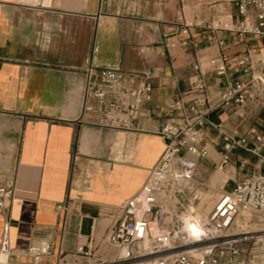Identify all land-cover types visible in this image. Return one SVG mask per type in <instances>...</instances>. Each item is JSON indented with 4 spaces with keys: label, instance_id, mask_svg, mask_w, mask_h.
<instances>
[{
    "label": "crops",
    "instance_id": "0c3cea01",
    "mask_svg": "<svg viewBox=\"0 0 264 264\" xmlns=\"http://www.w3.org/2000/svg\"><path fill=\"white\" fill-rule=\"evenodd\" d=\"M200 0H0V187L13 198L0 212V240L7 223L8 244L15 251L42 239L54 257L97 241L114 219V208L131 197L163 152L156 132L171 115L143 121L147 132L104 130L81 117L83 75L89 66L152 73L147 107L188 100L191 65L207 70L219 49L199 29L184 32L190 18L218 22L214 4ZM230 5L222 10H229ZM234 19L236 15L232 14ZM189 37L196 48L177 43ZM233 62L262 39L237 38L219 31ZM174 44L173 46H171ZM223 79L208 78L213 101ZM252 116V118H251ZM92 120L96 116L90 115ZM251 119L250 122H247ZM264 109L246 107L242 119L222 108L210 112L204 145L208 169L226 180L250 173L257 160L241 149H228L223 136L245 138L264 130ZM229 162L216 171L222 153ZM57 205L69 206L57 211ZM79 231L84 237L77 239ZM21 261V257H13Z\"/></svg>",
    "mask_w": 264,
    "mask_h": 264
},
{
    "label": "built area",
    "instance_id": "2783aa9c",
    "mask_svg": "<svg viewBox=\"0 0 264 264\" xmlns=\"http://www.w3.org/2000/svg\"><path fill=\"white\" fill-rule=\"evenodd\" d=\"M205 1L233 5L236 19L226 14L218 22L193 18L183 23L185 33L199 29L219 49L207 70L198 62L191 65L188 100L147 107L152 94L149 69L137 73L89 65L82 70L81 117L88 123L109 131L145 133L143 121L171 115L156 132L163 143L161 156L139 189L113 209L115 216L105 233L95 241L91 229L84 244L59 252L56 259L48 239L15 251L8 244L5 223L0 264H264V130L251 129V146L245 138L223 136L228 149L256 158L252 172L230 179V188L214 199L196 182L198 163L208 157L203 142L210 112L222 108L242 119L249 105L264 109V44L231 62L218 37L219 31H226L237 38L263 40L264 0ZM177 44L197 47L189 37ZM210 75L223 79L216 101L208 92ZM93 114L95 120L90 118ZM228 162L227 153H222L215 170L221 171ZM12 198L10 187H0L1 213L7 212ZM68 208L56 206L57 211ZM75 236L84 237L79 231Z\"/></svg>",
    "mask_w": 264,
    "mask_h": 264
},
{
    "label": "rangeland",
    "instance_id": "374dc122",
    "mask_svg": "<svg viewBox=\"0 0 264 264\" xmlns=\"http://www.w3.org/2000/svg\"><path fill=\"white\" fill-rule=\"evenodd\" d=\"M204 0H200V2H197V5L200 6L204 4ZM228 6V4L223 3V2H217L214 4V13L216 15H219L220 13H232L235 14V8L233 5H230L229 10H222L223 7ZM201 7V6H200ZM193 18L188 17L185 22L191 21ZM204 19V18H203ZM221 19V18H220ZM264 44V39L262 40V43ZM260 43H257V45L260 47ZM252 118V116H251ZM251 119H248L247 122H250ZM241 176V175H240ZM239 176V177H240ZM228 176H222L220 172L214 173L212 169H208L206 172H200L198 171V176L196 177V182L199 185V187L207 191L208 197L211 196L212 199L216 198V196L221 192V191H226L230 188L232 181L231 180H226ZM238 178V176H237ZM224 185L223 189H221V186Z\"/></svg>",
    "mask_w": 264,
    "mask_h": 264
},
{
    "label": "bare ground",
    "instance_id": "6f19581e",
    "mask_svg": "<svg viewBox=\"0 0 264 264\" xmlns=\"http://www.w3.org/2000/svg\"><path fill=\"white\" fill-rule=\"evenodd\" d=\"M209 197H211V196H209Z\"/></svg>",
    "mask_w": 264,
    "mask_h": 264
}]
</instances>
